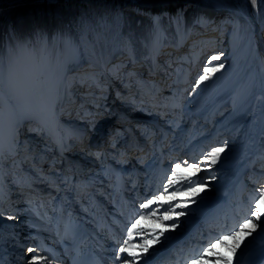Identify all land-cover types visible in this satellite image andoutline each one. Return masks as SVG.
Masks as SVG:
<instances>
[{"label":"bare ground","instance_id":"6f19581e","mask_svg":"<svg viewBox=\"0 0 264 264\" xmlns=\"http://www.w3.org/2000/svg\"><path fill=\"white\" fill-rule=\"evenodd\" d=\"M45 38L74 62L52 121H25L0 148L4 264H27L36 244L46 264H119L123 229L169 169L224 145L215 165H201L205 192L147 258L189 264L238 230L264 191V0H0V50ZM221 52L212 64L225 68L197 87ZM245 244L233 264L241 252L244 264H264Z\"/></svg>","mask_w":264,"mask_h":264},{"label":"snow or ice","instance_id":"6c2138e0","mask_svg":"<svg viewBox=\"0 0 264 264\" xmlns=\"http://www.w3.org/2000/svg\"><path fill=\"white\" fill-rule=\"evenodd\" d=\"M251 2L255 6L257 0H251ZM14 36V33H10V37ZM223 55L221 52L208 58L207 63L203 65L202 74L195 82L197 87L211 80L225 68L224 63L212 64L213 61H220ZM192 91L195 92L196 87ZM226 146L212 147L211 150L203 154L200 160L192 163L183 160L175 163L169 169L170 175L165 177L166 182L157 191L151 192L150 199L139 204V208L146 211L138 213L131 226L123 229L127 238L118 242L113 252L114 259L119 264H138L142 256L145 257L144 264H150L147 258L149 249L153 245L161 243V237H164L165 233L177 229L180 224V217L187 215L184 210L189 209L190 204H196V198L205 192L207 185L199 177V173L202 171L201 165L207 162V168L210 169L218 162L221 153L225 152ZM161 209L163 212L158 215ZM177 209H181V211H177ZM3 215V211L0 210V216ZM14 218L13 215L7 216L8 220ZM262 218H264V191L259 192L258 198L253 202V210L248 218L239 224L238 230H233L230 234L219 235L214 239V242L208 240L207 246L202 247L197 256L190 259L189 264H233V257L237 256V250L241 248L242 244H245V241H247L245 251L256 247L261 254V259H264V228L260 223ZM166 221L174 222L165 223ZM258 229H260L259 232ZM253 233H257V235L249 240V237H253ZM136 236L146 238L140 243H133L132 241ZM170 239L172 237H167L165 243ZM26 251L32 254L27 258V264H46L50 255L39 244L28 247ZM41 252L45 254L41 255ZM213 257L215 259H212ZM0 264H4L3 258H0ZM237 264H244V252L239 254Z\"/></svg>","mask_w":264,"mask_h":264},{"label":"clouds","instance_id":"9594fccd","mask_svg":"<svg viewBox=\"0 0 264 264\" xmlns=\"http://www.w3.org/2000/svg\"><path fill=\"white\" fill-rule=\"evenodd\" d=\"M70 50L53 51L47 39L7 41L0 50V148L11 145L25 121L48 125L63 99Z\"/></svg>","mask_w":264,"mask_h":264},{"label":"rangeland","instance_id":"374dc122","mask_svg":"<svg viewBox=\"0 0 264 264\" xmlns=\"http://www.w3.org/2000/svg\"><path fill=\"white\" fill-rule=\"evenodd\" d=\"M19 5H20V4H19ZM20 7H21V6H16L15 8H20ZM189 91L191 92L192 89H190ZM117 111H118V110L116 109V112H117ZM114 112H115V111H114ZM120 113H121V112H120ZM111 138H112V137H111ZM111 138H110V140H108V141H110V144L113 142ZM263 181H264V178H263ZM248 185H249L250 187H252V186H251V182H248ZM260 185H261V183H260Z\"/></svg>","mask_w":264,"mask_h":264}]
</instances>
